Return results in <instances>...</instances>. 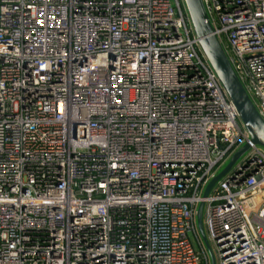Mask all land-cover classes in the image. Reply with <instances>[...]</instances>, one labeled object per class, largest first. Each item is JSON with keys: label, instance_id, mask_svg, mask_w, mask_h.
I'll use <instances>...</instances> for the list:
<instances>
[{"label": "built area", "instance_id": "obj_1", "mask_svg": "<svg viewBox=\"0 0 264 264\" xmlns=\"http://www.w3.org/2000/svg\"><path fill=\"white\" fill-rule=\"evenodd\" d=\"M201 3L264 122V0ZM258 221L264 149L182 0H0V264H264Z\"/></svg>", "mask_w": 264, "mask_h": 264}, {"label": "water", "instance_id": "obj_2", "mask_svg": "<svg viewBox=\"0 0 264 264\" xmlns=\"http://www.w3.org/2000/svg\"><path fill=\"white\" fill-rule=\"evenodd\" d=\"M182 1L200 51L212 69L226 97L234 107L243 128L249 136L250 143L264 149V122L260 119L251 105L245 92L234 76L217 40L213 36L201 0ZM246 150L247 146H243L231 156L225 168L208 183L204 190L203 197L208 194L217 181L229 172V169L237 158ZM201 210L202 204H199L195 212V223L197 232L204 241L201 226ZM258 222L264 227V223Z\"/></svg>", "mask_w": 264, "mask_h": 264}, {"label": "rangeland", "instance_id": "obj_3", "mask_svg": "<svg viewBox=\"0 0 264 264\" xmlns=\"http://www.w3.org/2000/svg\"><path fill=\"white\" fill-rule=\"evenodd\" d=\"M215 264H217V262L215 261Z\"/></svg>", "mask_w": 264, "mask_h": 264}]
</instances>
